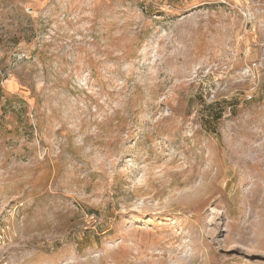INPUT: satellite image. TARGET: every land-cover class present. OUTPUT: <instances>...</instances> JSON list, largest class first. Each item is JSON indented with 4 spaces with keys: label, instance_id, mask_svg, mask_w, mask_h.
Masks as SVG:
<instances>
[{
    "label": "rangeland",
    "instance_id": "374dc122",
    "mask_svg": "<svg viewBox=\"0 0 264 264\" xmlns=\"http://www.w3.org/2000/svg\"><path fill=\"white\" fill-rule=\"evenodd\" d=\"M0 264H264V0H0Z\"/></svg>",
    "mask_w": 264,
    "mask_h": 264
}]
</instances>
